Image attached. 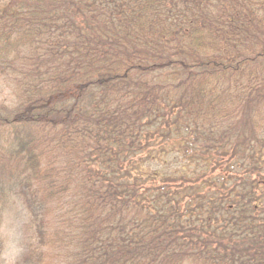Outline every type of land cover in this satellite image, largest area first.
Wrapping results in <instances>:
<instances>
[{"label": "trees", "instance_id": "obj_1", "mask_svg": "<svg viewBox=\"0 0 264 264\" xmlns=\"http://www.w3.org/2000/svg\"><path fill=\"white\" fill-rule=\"evenodd\" d=\"M0 83L51 260L264 264V0H0Z\"/></svg>", "mask_w": 264, "mask_h": 264}, {"label": "rangeland", "instance_id": "obj_2", "mask_svg": "<svg viewBox=\"0 0 264 264\" xmlns=\"http://www.w3.org/2000/svg\"><path fill=\"white\" fill-rule=\"evenodd\" d=\"M15 90L16 87L13 85L8 87L6 84L0 83V101L7 99V103L11 101L15 104L18 100V94L16 95ZM34 127L35 125L29 131L32 132ZM35 132L30 133V135L35 137L37 133H40L41 144L38 148L42 150V144L45 143L43 131H36L35 129ZM14 134H16L15 131H0V264H68L72 262L70 254L75 247H70L68 252L61 249L60 255L56 256L55 261L51 260L53 257H49V249L47 247H45L47 250L40 249V245H37L36 223L33 221L30 203L23 201V198L19 199L16 194H11L9 197L1 194L3 189L6 191L11 183L14 188L13 192H17L16 182H14L18 178L17 174L20 173L17 171L19 168L23 171V166L26 165L25 160L20 161L13 156L15 149H19L18 143L15 141L16 137H13ZM173 159L167 156L165 161L153 162L150 169L174 174H180L184 169H188L181 167V164L176 163ZM24 175L26 173L22 172V177ZM59 199L51 203L52 206H56L54 210L56 216L59 214L60 206H63V200ZM57 224L55 221L51 225L57 226ZM59 249L60 246L58 245V248L52 247L51 251L56 255ZM37 253L40 255V260L42 259L40 263V260L35 262Z\"/></svg>", "mask_w": 264, "mask_h": 264}]
</instances>
